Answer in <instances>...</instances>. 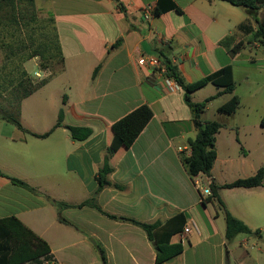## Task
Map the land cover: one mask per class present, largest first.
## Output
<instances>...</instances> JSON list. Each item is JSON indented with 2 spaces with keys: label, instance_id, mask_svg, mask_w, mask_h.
I'll return each mask as SVG.
<instances>
[{
  "label": "crops",
  "instance_id": "obj_1",
  "mask_svg": "<svg viewBox=\"0 0 264 264\" xmlns=\"http://www.w3.org/2000/svg\"><path fill=\"white\" fill-rule=\"evenodd\" d=\"M33 1L35 17L53 19L63 56L62 68L40 87L57 84L49 95V108L56 110L51 127L60 108L62 125L45 138L31 135L51 129H34L22 117L24 103L36 91L22 100L17 116L27 132L0 124V219L16 217L47 243L51 261L41 264H102L101 251L106 264H155L154 244L126 219L164 224L183 215L185 224L194 221L198 231L174 234L171 243L189 244L163 264L184 261L189 251L192 264H201L212 255L211 249L217 250L216 264L230 262L235 253L222 252L228 243L223 212L215 200H207L209 196L204 203L200 200L182 162L197 131L183 91L167 90L163 76L142 66L139 58L163 53L188 84L231 66L232 93L207 84L190 95L194 103L214 96L200 119L221 125L210 174L198 176L204 186L251 177L264 165V126L259 122L264 115V47L252 33L238 29L248 21L246 11L221 0H170L179 11L164 9L145 20L143 8L152 6L154 11L158 0ZM7 12V7L0 8V16ZM251 25L255 28L254 22ZM239 42L243 46L233 54ZM36 59L23 63L29 75L26 66ZM232 95L240 100L236 111L218 113ZM141 105L149 107L152 118L128 149L110 158L109 185L98 190L96 173L106 154L110 126ZM68 127H89L92 135L74 141ZM218 196L241 222L264 223V181L260 188L221 189ZM238 197L245 198L239 206ZM252 197L259 199L249 201ZM86 200L101 211L56 206ZM199 247L203 250L197 254ZM245 257H236L235 264Z\"/></svg>",
  "mask_w": 264,
  "mask_h": 264
},
{
  "label": "trees",
  "instance_id": "obj_2",
  "mask_svg": "<svg viewBox=\"0 0 264 264\" xmlns=\"http://www.w3.org/2000/svg\"><path fill=\"white\" fill-rule=\"evenodd\" d=\"M211 1V0H210ZM230 3L234 6L243 8L247 15L248 21L240 24L238 29L245 34L252 33L253 40L257 41L264 47V0H221ZM7 7L9 12L0 16V29L4 27H11L13 30L12 37L16 38L14 43L2 42L4 48L7 49V59L12 63V57H20L19 63L12 66L5 76H0V96L3 92L10 91L11 105L14 106V112H7L0 107V119L14 125L17 129L27 132L18 120L20 103L23 99L27 98L34 93L37 89L45 84L46 81H40L34 84L25 70L21 67L25 61L34 57H38L43 61L58 59L60 61V69L63 66V56L61 53L59 40L57 37L54 21L52 18L39 19L35 14V7L33 0H0V8ZM164 9H179L171 3L170 0H158L153 15L157 16L164 11ZM260 13V18L257 15ZM255 23V28L252 23ZM45 24V25H44ZM38 25L40 31L35 28ZM44 28V33L42 32ZM23 29H27L28 37L30 38L31 45H35L29 52L21 56V52L25 51V42L21 39ZM39 36V41L35 40V35ZM36 41V42H35ZM16 42V43H15ZM243 46L242 42L237 43L231 49L233 54L237 53ZM23 48V50H22ZM24 52H22L23 54ZM165 67V76L173 78L183 91V101L188 106L192 113L193 121L196 123L197 131L193 139L188 141L190 153L188 156L182 157V162L185 171L192 178L198 175L209 176L210 170L216 159L215 150V136L218 133L221 125L217 121L203 122L200 117L206 110L208 103L215 97L211 95L201 102L194 103L191 100L192 93L197 89L212 84L216 87L222 88L223 93H232L234 91V81L232 78L231 66L224 67L215 71L213 74L202 78L194 83H185L181 78L176 67L160 53L157 55ZM45 66V65H44ZM43 66V67H44ZM59 69V70H60ZM95 68L93 77L97 72ZM17 73L16 75H14ZM240 105V100L236 95L232 97L223 105L218 107L217 112L225 115H232ZM63 109L60 108L55 124L42 135L31 134L38 138H45L52 131L62 125ZM152 118V112L147 105H141L132 112L128 113L122 118H119L109 128V142L106 147V154L104 156L101 167L97 170L96 181L98 183V190L103 189L109 185L107 176L111 173L109 160L120 150L128 149L141 131ZM264 126V115L259 121ZM70 137L74 141H85L92 135V129L89 127H68ZM0 175L4 176L1 172ZM10 181L20 187H23L31 192L37 193L32 187L28 186L23 181L10 178ZM264 181V165L260 167L256 173L248 178L236 180L230 184L218 186L214 183L209 184L211 195L207 200H215L218 207L222 210L225 221V240L230 242L238 234L258 235L259 231H252L244 222L233 216L221 201L219 191L221 189L229 188H256L262 186ZM204 203V202H203ZM59 209L69 207H93L100 208L92 201L86 200L78 205H68L65 203H56ZM108 215V214H107ZM109 217H114L108 215ZM127 221L139 226L144 230L149 241L154 244L155 248V264H163L182 253L184 246L189 243H171V237L182 231L185 224L183 215H176L168 219L164 224L153 223L147 224L134 219H126ZM101 262L106 264L105 256L101 251ZM45 261H51L50 249L46 242L39 236L34 234L16 217L9 216L0 219V264H23V263H38L41 264ZM225 264H234L226 260Z\"/></svg>",
  "mask_w": 264,
  "mask_h": 264
},
{
  "label": "rangeland",
  "instance_id": "obj_3",
  "mask_svg": "<svg viewBox=\"0 0 264 264\" xmlns=\"http://www.w3.org/2000/svg\"><path fill=\"white\" fill-rule=\"evenodd\" d=\"M45 25V24H44ZM35 28H37L40 31V28L38 25H35ZM11 27H4L0 29V76H5V74L11 70L13 63L17 64L20 61V57H12L13 63L7 59V49L4 48L2 45V42L7 43H14L16 41V38L12 37L13 34ZM28 31L27 29H23L21 33V39L23 42H25L26 48H28L22 54L21 56L25 55L27 52L30 51L35 45H31V40L28 37ZM44 33V28L42 30ZM39 41V36L35 35V40ZM18 41V40H17ZM16 41V42H17ZM15 42V43H16ZM36 42V41H35ZM23 50V48H22ZM37 59L35 61H31L27 64L28 71L30 75L27 73L31 81L36 84L40 81H46L48 79L53 78L56 76V72L60 69V61L56 58L53 60L43 61L40 58L36 57ZM45 65V66H44ZM23 64H21V67ZM44 66V67H43ZM24 69V67H22ZM35 73H39L40 77H36ZM56 73V74H55ZM15 73L14 75H16ZM50 81V80H49ZM57 90V84L51 83V85L45 87L44 89H37L36 93L30 97L26 103L23 105V116L25 123H27L30 126H33L34 129L42 130L47 129L48 127H51L53 122L55 121L56 117V110H51L49 108V102L51 101L50 94L51 92H55ZM11 94L10 91L3 92L0 96V107L4 110H7V112H14L15 108L12 106L11 103ZM5 121L0 119V124H5ZM202 186L204 187L203 183ZM259 198L252 197L249 199V201L256 202ZM245 200V198L238 197L235 199L236 204L239 206L242 201ZM217 204V202H216ZM218 205V204H217ZM236 215H240L239 212H236ZM222 216V215H220ZM222 218V217H221ZM249 221V220H248ZM251 226L246 224L250 229L253 231H259L258 235H249V234H238L234 239H232L230 242L226 243L224 247L222 246V252L226 256L227 251L231 250L232 253H235L230 257V262L235 264V258L239 257L241 259L242 256H246L245 259L242 261V264H254V261L257 262V264H264V223L259 222H248ZM258 225V226H257ZM246 242L244 243L243 241ZM203 250L202 247H199L196 249L197 254H199ZM191 251L187 252L184 261L182 260H175L174 264H192V257L190 254ZM216 252L217 250H214V253L211 249L212 255H207L202 261L201 264H216ZM214 254V255H213Z\"/></svg>",
  "mask_w": 264,
  "mask_h": 264
},
{
  "label": "built area",
  "instance_id": "obj_4",
  "mask_svg": "<svg viewBox=\"0 0 264 264\" xmlns=\"http://www.w3.org/2000/svg\"><path fill=\"white\" fill-rule=\"evenodd\" d=\"M143 17L145 20L150 19L153 16V8L152 6H146L143 8L142 11ZM139 63L142 66H145L148 68V70L154 71L159 73L160 75L163 76L164 79V85L169 90L170 92H174L176 90L180 89V86L178 83L173 79V78H167L165 76V67L162 65L161 59L157 55H144L139 58ZM36 77H40L39 73L35 74ZM192 183L194 188L198 192V196L200 197V200L203 202L204 198L208 197L211 195V190L209 186H202V182L199 176L192 177ZM190 222L185 224L183 226V233L188 234L191 231H198V227L196 223L192 220H189Z\"/></svg>",
  "mask_w": 264,
  "mask_h": 264
}]
</instances>
